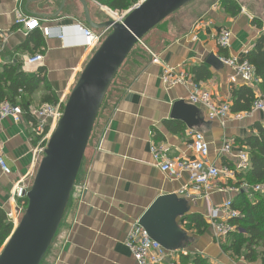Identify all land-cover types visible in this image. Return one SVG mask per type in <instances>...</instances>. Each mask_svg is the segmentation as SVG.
Instances as JSON below:
<instances>
[{"label":"crops","instance_id":"crops-1","mask_svg":"<svg viewBox=\"0 0 264 264\" xmlns=\"http://www.w3.org/2000/svg\"><path fill=\"white\" fill-rule=\"evenodd\" d=\"M61 1L0 0V46L6 63L0 66V70L9 66L33 76L40 68L44 69L46 81L33 95L30 108L39 106L51 93L56 96V103L66 101L93 54L85 46L86 40L77 27L89 28L84 24L81 6L75 0H67L60 11ZM220 1L194 0L166 20L167 25L160 37L150 35L156 27L143 37L140 49L145 55L140 53L138 59L145 63L138 64L140 70L114 103H103L57 231L61 246L50 260L46 257L48 249L41 264H135L127 247L130 225L139 221L157 198L176 195L187 184L186 174L171 180L159 171L149 151L151 142L167 143L172 156L194 159L189 149L190 133L197 131L209 144V162L222 167L232 166L229 157L219 154L223 141L248 137L251 125L256 122L264 126L261 113H254L242 122L231 119L223 123L209 121L203 108L187 102L193 91L206 90L216 103H230L231 87L244 84L236 78L233 70L223 65L215 69L207 61L211 56L244 58L261 34L247 11L240 7L239 14L230 17ZM87 6L94 23L114 19L109 10L94 1L87 0ZM19 14L42 20L50 29V36L45 38L38 30L27 32L23 26L17 25L15 21ZM221 29L232 33L227 50L217 46L216 36ZM33 32L42 38L41 47L36 48L33 42L25 45L28 34ZM34 54H41L42 62L27 65L25 59ZM194 67L205 68L210 78L194 84L191 74ZM165 72L171 76L184 73L188 80L169 87L163 81ZM258 84L250 86L256 97L261 94ZM177 102L197 110L196 126L189 129L182 122L171 119ZM15 103L18 105L19 100L16 99ZM29 123L25 116L21 123L11 119L0 123V152L11 171L10 175H3L0 171V210L9 223L23 207L20 199L12 198L16 185L21 182L29 188L38 166L28 131ZM165 123H171L169 126L173 130H169ZM174 123L181 124L182 129H177ZM153 131L159 138H153ZM237 182H228V187ZM236 196L230 192L215 193L209 203L233 201ZM187 202L188 215L197 214L204 218L209 207L207 201ZM187 216L178 223L186 237L179 250L174 252L175 261L181 263L183 256L180 252H184L187 257L183 258H189L188 261L198 254L211 264H247L241 260L233 261L223 254L209 229L203 235L187 231Z\"/></svg>","mask_w":264,"mask_h":264},{"label":"water","instance_id":"water-1","mask_svg":"<svg viewBox=\"0 0 264 264\" xmlns=\"http://www.w3.org/2000/svg\"><path fill=\"white\" fill-rule=\"evenodd\" d=\"M66 1H61L60 11ZM75 1L92 31L109 33L85 64L67 97L62 117L26 193L24 213L2 247L0 264H41L59 228L98 113L119 69L146 34L194 0H142L122 21L103 23L90 19L87 0ZM207 64L215 69L221 66L213 56ZM196 115L194 107L177 102L171 119L191 129L197 125ZM187 203L176 195L159 197L140 218L139 225L166 251H177L186 237L178 223L189 214Z\"/></svg>","mask_w":264,"mask_h":264},{"label":"built area","instance_id":"built-area-1","mask_svg":"<svg viewBox=\"0 0 264 264\" xmlns=\"http://www.w3.org/2000/svg\"><path fill=\"white\" fill-rule=\"evenodd\" d=\"M126 13L118 15L113 20L122 21ZM15 23L23 26L27 32L38 30L43 37L47 38L50 36V29L45 27L40 19L19 14L17 15ZM77 27L86 40L85 46L92 53H94L95 49L99 47L109 33L108 30L94 32L81 25ZM59 38L63 40L62 35ZM231 41L232 33L228 29H221L216 36L217 46L222 50L230 48ZM2 52V47L0 46V66L6 64ZM217 59L221 65L233 70L236 78L241 83L248 86L259 83L254 68L243 58L219 56ZM42 60L43 56L41 54H35L26 58L25 62L29 66H34L41 63ZM187 80L188 76L184 73L171 76L169 72H165L163 77L164 83L169 87L186 82ZM65 102L64 100H60L55 104H42L29 109L28 114L33 121L28 124V131L34 143L33 153L38 163L40 162V158L44 156V151L50 136L62 117ZM187 102L193 106L203 108L206 111V118L209 121H217L220 123L229 119L242 122L250 119L254 113L264 115V94L257 96L251 111L248 113H232L229 103H216L206 90L199 92L196 90L193 91L188 95ZM23 117L24 113L18 105L7 100L0 102V123L5 119H11L15 123H21ZM190 137L191 143L189 144V149L195 157L194 159H189L185 156H172L171 147L164 142H151L149 147L153 162L162 174L171 180L178 179L183 174L187 175V184L178 190L176 194L178 197L189 202L205 200L209 203L210 197L215 193L230 192L238 195L241 192L250 194L263 191L261 186H250L245 181H241L238 187H228V182L233 183L236 181L238 174H246L250 168L248 152L245 148L237 146L233 139L224 140L219 151L220 155L231 159L233 164L231 168H228L227 166H217L209 162L210 147L200 132L192 131ZM0 171L3 175H10L11 173L1 152ZM28 190L29 188L20 182L16 185L12 198L21 200L25 198ZM24 209L22 207L16 217H9L12 231L17 226L20 217L24 213ZM239 218L240 213L234 208L232 200H227L216 205L209 203V207L204 215V220L207 222L208 229L211 231L215 240L234 231L235 227L230 224V221ZM127 247L131 251L135 264H181L173 258L175 251H166L158 243L151 240L145 230L139 225V221H134L130 225L127 235ZM1 250L2 247L0 248V253ZM180 256L187 257V253L180 252Z\"/></svg>","mask_w":264,"mask_h":264},{"label":"trees","instance_id":"trees-1","mask_svg":"<svg viewBox=\"0 0 264 264\" xmlns=\"http://www.w3.org/2000/svg\"><path fill=\"white\" fill-rule=\"evenodd\" d=\"M93 1L110 12L122 15L142 0ZM220 4L230 17H234L240 12V7L232 0H221ZM253 23L260 29L258 21H254ZM31 42L36 43V48L43 45L42 38L35 32L28 34L25 45H29ZM243 59L254 68L255 75L259 80V92L264 94V34L259 36L253 48ZM191 74L193 75L192 82L194 84L206 81L211 76L203 67L192 68ZM45 81L46 78L43 68H40L36 75L28 76L14 67L4 66L0 70V102L8 99L11 103L16 104L15 100L18 99V106L22 109L24 116L31 122L33 119L29 116L28 112L32 97L39 86L44 84ZM110 88L103 103L106 101ZM230 94L229 104L232 113L250 112L257 98L253 89L245 84L238 87H231ZM56 102V96L51 93L43 99V103L40 105L55 104ZM170 124L165 123L167 128L172 131L173 128L169 126ZM175 127L177 129L179 128V130L182 129L179 123H176ZM250 130L251 133L248 137L233 139L237 146L245 148L248 152L250 168L246 174H238L236 176V181L238 182L233 184L234 186L232 184L229 186L238 187L241 181H245L250 186H261L263 192L250 194L244 192L239 193L233 199V206L240 213V218L230 221V224L235 227L234 231L214 241L220 247L221 252L232 260H241L247 264H264V126L256 122L251 125ZM152 135L154 139L159 138L156 131H153ZM227 167L231 168V166ZM20 203H22L23 207H26L27 199H21ZM208 228L209 226L202 216L193 214L186 217L185 229L187 231H195L197 235H203ZM11 232L12 225L7 221L5 213L0 210V248L9 238ZM188 260L189 258L182 257L181 263L211 264L208 259L198 254H194L191 257V261Z\"/></svg>","mask_w":264,"mask_h":264},{"label":"rangeland","instance_id":"rangeland-1","mask_svg":"<svg viewBox=\"0 0 264 264\" xmlns=\"http://www.w3.org/2000/svg\"><path fill=\"white\" fill-rule=\"evenodd\" d=\"M233 1L239 7L243 8L245 11H247V13H249L250 16H252L254 21H258V25L260 26V30H261L260 35L264 34V0H233ZM118 15H119L118 13H113L114 18L118 17ZM167 19H165L162 23H160L156 27V29L153 31V33L150 34V35H152V37H160L163 34L164 29L167 25V21H166ZM94 32H96V31H94ZM142 42H143V39L141 40L140 43H142ZM140 43H138L133 48V50L131 51V53L129 54V56L127 57V59L125 60V62L121 66V68L119 69V72H118L116 78L114 79V81L111 85V88H110V91L107 95L105 103H114L116 101V99L118 98V96L120 95V93L122 92V90L130 83V81L132 80L134 75L140 70L141 67H139L138 64H144L145 63V61H139V59H138V56L140 53H143V54L145 53L143 50L140 49ZM146 44L148 45V42H146ZM97 49L98 48H96L95 51ZM42 158H43V156L40 158V160ZM32 180H31V183H32ZM31 183H30L29 189L31 187ZM262 192L263 191H261L260 193H262ZM24 208H26V207H24ZM57 235L58 234L56 232L55 237H54V239L50 245L49 251L46 255V257H48V260H50L54 257V255L58 252V250L61 246L62 240H61L60 236H57ZM233 261H235V260H233Z\"/></svg>","mask_w":264,"mask_h":264},{"label":"bare ground","instance_id":"bare-ground-1","mask_svg":"<svg viewBox=\"0 0 264 264\" xmlns=\"http://www.w3.org/2000/svg\"><path fill=\"white\" fill-rule=\"evenodd\" d=\"M233 1V0H232ZM139 46V45H138ZM141 48V47H140Z\"/></svg>","mask_w":264,"mask_h":264}]
</instances>
